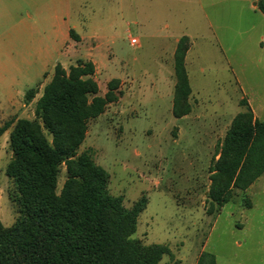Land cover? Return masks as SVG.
I'll list each match as a JSON object with an SVG mask.
<instances>
[{
	"label": "rangeland",
	"instance_id": "rangeland-1",
	"mask_svg": "<svg viewBox=\"0 0 264 264\" xmlns=\"http://www.w3.org/2000/svg\"><path fill=\"white\" fill-rule=\"evenodd\" d=\"M85 12L84 17L93 16L88 9ZM132 20L126 14L117 15L112 32L117 34L118 43L104 47L109 65L99 69L96 76L102 96L110 81L119 79V98L104 115L90 122L79 153L91 152L95 162L109 172L110 193L122 196L127 208L143 196L148 199L134 238L146 245L169 246L173 257L165 256L164 263L197 264L204 250L216 256L217 264H264V175L247 191L251 207L242 205L246 198L238 194L222 212L209 214L211 205L206 194L211 185L209 168L229 129L232 110H244V98H264V67L256 75L249 68L241 74L239 62L231 64L232 69L226 65L220 46L207 45L206 40L197 42L188 68L193 90L198 92L192 99L194 118L201 121L203 113H212L197 131L213 135L212 140H197V127L188 126L187 119H177L172 113L171 76L175 78L174 69L168 67L171 58L164 54L167 47ZM129 35L138 44L131 46ZM164 56L166 66L161 65ZM42 69V62L34 59L0 63V70L11 76L12 96L17 102L31 89L41 92L46 85ZM48 70L54 75V70ZM1 89L0 98H6ZM35 108L36 102H27L25 97L16 118L34 120ZM258 112L264 118V110ZM189 129H194L193 134ZM11 159L8 141L0 137V219L6 227L17 219L10 200L13 184L6 174ZM65 181L64 165L58 193Z\"/></svg>",
	"mask_w": 264,
	"mask_h": 264
},
{
	"label": "trees",
	"instance_id": "trees-1",
	"mask_svg": "<svg viewBox=\"0 0 264 264\" xmlns=\"http://www.w3.org/2000/svg\"><path fill=\"white\" fill-rule=\"evenodd\" d=\"M258 7L264 13V0ZM190 46L184 36L175 51V118L192 111L186 68ZM119 85L113 79L102 96L93 62L78 60L68 71L58 64L36 102L35 119H19L1 129L12 128L6 174L17 219L10 227L0 219V264H170L163 262L173 257L167 245L134 238L148 199L143 196L127 208L122 196L110 193L109 172L91 152L79 153L90 122L118 100ZM38 93L29 90L26 101ZM242 105L246 110L232 120L209 168V214L219 213L238 194L246 198L242 205L251 207L247 191L264 175V120L246 100ZM64 165L66 181L58 193ZM197 264H217V259L203 251Z\"/></svg>",
	"mask_w": 264,
	"mask_h": 264
},
{
	"label": "crops",
	"instance_id": "crops-1",
	"mask_svg": "<svg viewBox=\"0 0 264 264\" xmlns=\"http://www.w3.org/2000/svg\"><path fill=\"white\" fill-rule=\"evenodd\" d=\"M258 4L259 0H0V63L16 59L40 61L45 84L53 76L49 75L48 69L51 68L52 71L61 64L68 71L78 60L93 62L97 76L99 69H105L109 65L104 47L118 43V36L112 31L115 30L117 15L122 13L132 17L134 25L140 26L149 37L159 40L162 46L168 48L164 49V54H169L171 58L168 65L171 71L174 69L177 45L186 36L191 44L186 56L187 71L197 42L206 40L207 45L216 46L217 49L220 46L219 52L225 57L229 68L232 69L231 64L238 65L239 62L241 74L245 73V68H249L256 75L257 70L264 67V13L259 10ZM86 9L93 14L89 19L83 16ZM129 38L131 43L134 37L129 35ZM242 61H247L248 64L244 65ZM166 62L168 61L164 56L161 65ZM249 62L252 66H249ZM161 70L165 68L161 66ZM173 72L175 80L172 76L171 80L174 90L169 98L172 105L177 83L175 71ZM9 77L11 76L5 70H0V88L6 95V98H0V131L7 123L21 119L16 118V115L22 110L25 100V97L19 102L13 99V81ZM240 82L243 88L246 87L241 80ZM192 86L191 84L192 111L177 119H187L188 126L197 127L195 130H188L191 134L194 130L195 139L212 140V133L197 131L206 125L212 113H203L204 119L201 121L194 118L196 107L192 99L198 92L195 93ZM249 89L253 91L252 86ZM42 92L43 89L32 102H37ZM244 99L256 117L264 120L258 114L259 109L264 110V98L257 95ZM240 100L241 98L238 101ZM239 106L240 109L244 107V110H232L228 127L238 113L246 110L245 106L241 107L240 102ZM11 116V121H5ZM3 121L6 122L4 126L1 124ZM11 130L12 128L0 133V137L7 139L8 144ZM183 130L185 129L181 128ZM241 245L238 243V246Z\"/></svg>",
	"mask_w": 264,
	"mask_h": 264
},
{
	"label": "built area",
	"instance_id": "built-area-1",
	"mask_svg": "<svg viewBox=\"0 0 264 264\" xmlns=\"http://www.w3.org/2000/svg\"><path fill=\"white\" fill-rule=\"evenodd\" d=\"M131 44H132L133 46H135V45L137 44V39L132 38V39H131Z\"/></svg>",
	"mask_w": 264,
	"mask_h": 264
},
{
	"label": "water",
	"instance_id": "water-1",
	"mask_svg": "<svg viewBox=\"0 0 264 264\" xmlns=\"http://www.w3.org/2000/svg\"><path fill=\"white\" fill-rule=\"evenodd\" d=\"M13 157H15V155Z\"/></svg>",
	"mask_w": 264,
	"mask_h": 264
}]
</instances>
